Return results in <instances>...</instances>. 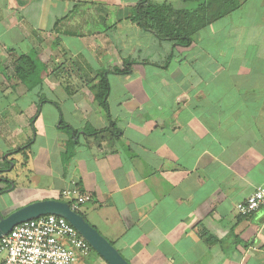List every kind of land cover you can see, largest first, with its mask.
Returning a JSON list of instances; mask_svg holds the SVG:
<instances>
[{
  "label": "crops",
  "instance_id": "0c3cea01",
  "mask_svg": "<svg viewBox=\"0 0 264 264\" xmlns=\"http://www.w3.org/2000/svg\"><path fill=\"white\" fill-rule=\"evenodd\" d=\"M138 1L0 0V214L76 187L131 264H264V207L236 209L264 183V0H150L208 12L188 46Z\"/></svg>",
  "mask_w": 264,
  "mask_h": 264
},
{
  "label": "built area",
  "instance_id": "2783aa9c",
  "mask_svg": "<svg viewBox=\"0 0 264 264\" xmlns=\"http://www.w3.org/2000/svg\"><path fill=\"white\" fill-rule=\"evenodd\" d=\"M63 195L74 210L92 199L76 187L64 190ZM261 207H264V183L236 204L242 216L251 215ZM91 249L65 217L49 214L16 225L0 239V264H76Z\"/></svg>",
  "mask_w": 264,
  "mask_h": 264
},
{
  "label": "trees",
  "instance_id": "16d2710c",
  "mask_svg": "<svg viewBox=\"0 0 264 264\" xmlns=\"http://www.w3.org/2000/svg\"><path fill=\"white\" fill-rule=\"evenodd\" d=\"M217 5H219L220 14H225L229 11L230 3L229 0H214ZM214 1H210L203 5L206 9L207 7H213ZM203 9V8H200ZM207 10V9H206ZM205 10L202 16L199 12L186 13L185 11L177 10L169 3H153L150 0H139L133 9L131 18L138 22V24L148 30H153L158 36L162 38H168L175 40L176 44L188 46L191 44L192 39L188 33H186V25L183 23L184 15L188 18L186 24L189 22V18L193 20V26H199L200 24L210 21L208 12ZM194 15V16H193ZM130 63L127 62L126 68L123 70L116 69L117 72H128ZM34 67V65H33ZM36 71V65L34 67ZM98 98L101 103L107 107V99L110 91V85L107 79V72L102 75V80L100 82ZM66 126V125H65Z\"/></svg>",
  "mask_w": 264,
  "mask_h": 264
},
{
  "label": "water",
  "instance_id": "95a60500",
  "mask_svg": "<svg viewBox=\"0 0 264 264\" xmlns=\"http://www.w3.org/2000/svg\"><path fill=\"white\" fill-rule=\"evenodd\" d=\"M54 214L65 217L77 231L89 242L108 264H131L121 252L68 201L45 199L31 202L10 214H0V239L16 225L44 215Z\"/></svg>",
  "mask_w": 264,
  "mask_h": 264
},
{
  "label": "rangeland",
  "instance_id": "374dc122",
  "mask_svg": "<svg viewBox=\"0 0 264 264\" xmlns=\"http://www.w3.org/2000/svg\"><path fill=\"white\" fill-rule=\"evenodd\" d=\"M161 1H163V0H156V2H161ZM192 4L195 5V3H192ZM192 4H189L188 6H192ZM192 8H194V7H192ZM94 9H96V8H94ZM67 198H68V197H67ZM67 198H66V196H64L63 193H62V198H61V199H62L63 201H69V199H67ZM16 210H17V209H16ZM14 211H15V209H14ZM11 212H13V210H12ZM5 214H6V213H5Z\"/></svg>",
  "mask_w": 264,
  "mask_h": 264
}]
</instances>
